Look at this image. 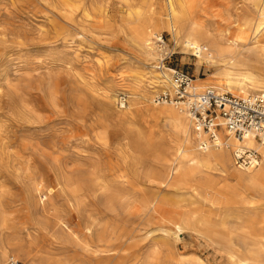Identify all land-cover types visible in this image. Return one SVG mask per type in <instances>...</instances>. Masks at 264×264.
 <instances>
[{
	"label": "rangeland",
	"instance_id": "1",
	"mask_svg": "<svg viewBox=\"0 0 264 264\" xmlns=\"http://www.w3.org/2000/svg\"><path fill=\"white\" fill-rule=\"evenodd\" d=\"M220 2L244 7L243 0H212ZM202 3L195 0L194 17L202 16ZM165 13V0H0V226L31 236L39 258L226 263L195 229L180 232L170 249H156L145 235L155 227L144 208L156 189L152 174L164 170L185 136L154 102L162 92L149 95L158 62L145 57L136 32L163 35L176 52L168 68L193 80L217 70L204 63L198 71L197 58L180 53L157 23ZM121 97L130 104L125 121L117 118ZM216 177L235 183L229 173ZM90 223L94 234L83 236ZM138 229L139 239L118 246Z\"/></svg>",
	"mask_w": 264,
	"mask_h": 264
},
{
	"label": "bare ground",
	"instance_id": "2",
	"mask_svg": "<svg viewBox=\"0 0 264 264\" xmlns=\"http://www.w3.org/2000/svg\"><path fill=\"white\" fill-rule=\"evenodd\" d=\"M165 1L166 13L157 23L166 27L181 54L197 58L198 71L204 63L217 69L208 79L193 80L188 88L190 93L202 95L211 90L237 98L264 96V0H243L240 11L222 2L213 5L212 0H203L202 16L197 17L193 11L195 0ZM136 36L145 57L158 62L153 66L154 81L149 84V95L172 92L175 84L171 69H163L160 64L167 51L157 44L161 35L146 28L137 31ZM141 96L146 101L150 99ZM112 99L108 97L109 107L114 106ZM149 102H153L152 98ZM188 102L163 104L161 109L185 138L174 144L175 155L164 170L152 174L156 189L144 208L155 220V227L146 232V239L156 249H170L179 241L180 232L195 229L224 254L225 264H264V134L263 142L251 135L238 140L225 129L220 117L215 123L221 124V129L206 132L191 117ZM124 109L117 118L125 121L130 110L127 99ZM244 150L256 151L259 159L249 168L234 167L237 155ZM216 173H229L235 183L218 179ZM95 226L87 224L80 233L91 236ZM142 230L120 238L117 245L127 247L126 244L140 238ZM73 231L70 233L76 237ZM34 246L31 236L11 233L0 226V264L18 260L13 253L24 264H52L39 258ZM176 264L186 262L177 260Z\"/></svg>",
	"mask_w": 264,
	"mask_h": 264
},
{
	"label": "built area",
	"instance_id": "3",
	"mask_svg": "<svg viewBox=\"0 0 264 264\" xmlns=\"http://www.w3.org/2000/svg\"><path fill=\"white\" fill-rule=\"evenodd\" d=\"M157 44L165 48L163 58L160 62L161 68H165L173 57V53L168 50L165 37L161 35ZM169 47V48H168ZM171 77L175 84L171 91L158 94L154 102L158 105L179 104L188 102V111L191 117L201 124L204 131L221 129V124L215 121L220 117L223 120L225 129L234 135L238 140H243L247 135L253 136L259 142H263L264 134V96L252 95L246 98H237L231 94H218L215 91L208 90L202 95L192 94L188 88L193 78L182 70L172 69ZM126 97L119 99V107L124 109ZM214 139V137H212ZM259 159L256 151L244 150L236 157V165L241 168H249ZM7 264H22L18 260L10 259Z\"/></svg>",
	"mask_w": 264,
	"mask_h": 264
}]
</instances>
